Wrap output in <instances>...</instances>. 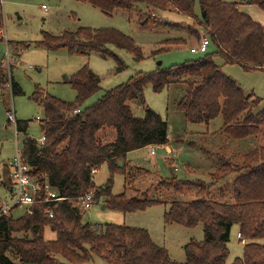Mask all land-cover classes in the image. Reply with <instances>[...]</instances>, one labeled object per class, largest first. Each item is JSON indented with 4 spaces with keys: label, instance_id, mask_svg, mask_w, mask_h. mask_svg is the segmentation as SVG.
<instances>
[{
    "label": "trees",
    "instance_id": "obj_1",
    "mask_svg": "<svg viewBox=\"0 0 264 264\" xmlns=\"http://www.w3.org/2000/svg\"><path fill=\"white\" fill-rule=\"evenodd\" d=\"M77 1L90 3L106 15L118 10L137 11L144 25L152 18L177 30L180 37L165 41L163 50L192 42L198 44L204 30L216 51L167 69L138 73L84 110L81 106L101 90L100 77L88 66L70 79L77 94L75 102H66L37 88L33 99L44 110L39 124L45 142L39 144L26 137L23 160L32 169V176L41 184L49 183L66 199L53 206L52 218L46 214L45 206L40 205L32 215L23 211L20 217L13 214L0 220V264H16L15 261L20 264H227L230 231L234 225L239 226V239L246 244L243 257L236 258L232 264H264V245L257 242L264 239V109L255 112L262 99L254 94L246 95L214 61L219 56L226 65H239L247 72H264V27L240 11L239 3L223 0H199L200 18L195 14V0ZM240 4L254 5L264 11V0H241ZM1 12L0 0V41ZM168 12L182 14L192 23L164 22L160 16ZM37 46L49 51L67 49L71 54L95 53L103 59H114L119 71L125 65L110 50L111 46L131 53L136 61L144 59L141 48L115 29L82 27L60 36L44 33ZM13 52L18 54V48L14 47ZM147 86L155 93L179 87L182 93L176 109L191 123L210 124L223 116L220 131L195 134L210 138V143L221 135L227 142L217 151L203 145L197 148L216 160L208 181L179 179L178 169L171 160V178L159 176L156 186L144 192L135 188L136 177L128 165L129 154L170 144L167 121L149 108L139 118L130 106L133 101L146 105ZM11 88L14 96L22 94L16 83ZM30 123L18 122L19 133L27 134ZM109 134H113L111 140ZM175 139L177 143L180 136ZM246 141L250 143L246 152L245 149L230 156L226 154L228 143ZM195 143L190 142V147L195 149ZM104 165L108 166L109 178L102 187L96 188L92 172L97 173ZM4 172L7 176L8 171ZM117 174L125 178V190L119 195L113 193ZM90 192L93 205L103 200L105 208L124 214L169 206L164 214L167 224L187 228L202 224L205 238L186 244V260L178 263L168 250L154 243L146 229L116 224L94 226L86 222L80 197ZM47 229L56 234L55 240L45 239Z\"/></svg>",
    "mask_w": 264,
    "mask_h": 264
},
{
    "label": "rangeland",
    "instance_id": "obj_2",
    "mask_svg": "<svg viewBox=\"0 0 264 264\" xmlns=\"http://www.w3.org/2000/svg\"><path fill=\"white\" fill-rule=\"evenodd\" d=\"M223 1L239 4L241 2V0ZM1 2L3 32L0 41V167L16 157L17 147L22 152L26 137L35 140L43 137L40 121L37 119L44 118V110L41 103L33 99L37 88L66 102H75L77 94L71 87L70 79L81 68L88 66L100 77L101 90L81 106L84 110L97 103L106 92L127 83L138 73L148 74L157 69H167L190 60L200 59L205 55L192 53V48L199 45L197 42L163 50L164 42L180 37V33L152 18L147 20L145 25L142 24L137 11L118 10L112 15H106L90 3L77 0H1ZM248 9L252 13L250 16L264 27V11L254 5L249 6ZM195 14L201 17L199 0H195ZM160 17L164 22L192 23L188 17L174 12L163 13ZM82 27L120 31L141 48L144 59L136 61L131 53L111 46L110 50L125 65V69L119 71L118 63L114 59H103L95 53L71 54L67 49L49 51L37 46L38 42L42 41L44 33L60 36L67 31L74 32ZM205 34L206 32L202 30L201 36ZM14 47L19 50L16 55L13 52ZM215 51L216 47L211 43L207 53L212 54ZM10 61L13 63L12 66ZM214 61L226 76L239 84L246 95L254 94L255 97L262 99V103L255 109L256 113L264 109V72H247L239 65H226L219 56H215ZM13 82L19 85L22 94L16 96L12 94ZM179 89L177 86H172L155 93L151 86H147L144 92L146 105L139 101L130 103L133 113L139 118L145 116L146 108L158 113L167 121L171 138L168 146L170 149L166 146H155L156 156L152 159L148 155V149L129 154L128 165L136 177L135 188L142 190L141 192L152 185L156 186L160 181L159 176L165 179L173 176L169 166L171 160L178 169L179 179L208 181L216 160L197 148L203 145L217 151L227 144L225 137L221 135L215 138L214 143H210V138L204 139L195 135L220 131L224 125L223 116H218L210 124L189 122L185 115L176 109V102L182 93ZM11 110L15 111L18 122L31 121L27 134L15 135L14 125H10L8 121V112ZM178 136L180 139L175 143V138ZM112 138L113 134H109L108 139ZM192 141L196 142L195 149L190 147ZM249 146V141L239 144L228 143L226 154L230 156L233 152H242L245 149L246 152ZM108 171V166L104 165L94 175L96 188L102 187L107 182ZM124 185V176L117 174L114 178L113 193L122 194L125 190ZM6 196V193L0 190V198ZM168 209L169 206L159 205L150 207L144 212L124 214L105 208L104 201L100 200L86 210L84 220L94 226L116 224L146 229L155 244L168 250L173 260L183 263L186 260L184 246L191 241H203L204 226L200 224L196 228H187L176 223L167 224L164 214ZM23 211L24 209H19L15 217L22 216ZM238 233L239 226L234 225L230 231L227 264H232L236 258L243 257L246 243L241 242ZM44 237L52 241L56 239V234L47 229ZM257 242L264 245V239ZM15 263L20 264L19 261Z\"/></svg>",
    "mask_w": 264,
    "mask_h": 264
},
{
    "label": "built area",
    "instance_id": "obj_3",
    "mask_svg": "<svg viewBox=\"0 0 264 264\" xmlns=\"http://www.w3.org/2000/svg\"><path fill=\"white\" fill-rule=\"evenodd\" d=\"M46 10V7H43ZM210 46L209 38L204 35L201 42L195 48H192V53H207V49ZM10 65L13 63L10 61ZM77 113L79 111H76ZM8 121L14 125L15 135L18 136V121L16 118L15 111L11 110L8 112ZM40 121V119H37ZM39 144H44L45 137L37 140ZM167 147V146H166ZM151 156H156V147L150 146ZM4 170L8 171L6 176ZM32 169L23 160L22 152L18 150L17 155L14 159L9 161L3 167H0V190L6 193L5 198H0V220L10 217L15 214L19 209H24L25 214L32 215L34 209L37 206L44 205L46 214L53 217V206L64 201L66 198L59 196L58 192L49 184H41L31 174ZM96 174L94 170L92 172ZM93 193H86L80 197L82 207L87 210L93 206ZM240 238V235L238 234Z\"/></svg>",
    "mask_w": 264,
    "mask_h": 264
},
{
    "label": "crops",
    "instance_id": "obj_4",
    "mask_svg": "<svg viewBox=\"0 0 264 264\" xmlns=\"http://www.w3.org/2000/svg\"><path fill=\"white\" fill-rule=\"evenodd\" d=\"M249 6H252V5H243V4H239V10L240 11H242V12H244V13H247V14H249V15H251L252 13H251V11H249V9H248V7ZM259 21V20H258ZM263 24V23H262ZM169 139H170V142H171V138H170V136H169ZM173 139V138H172ZM108 140V139H107ZM106 140V141H107ZM173 141V140H172ZM170 145V144H169ZM169 145H167V148H168V146ZM145 149H148V151H149V153H148V155H149V157H151V159H152V157L153 156H151V154H150V148L149 147H147V148H145ZM168 149H170V148H168ZM170 151V150H169ZM239 234V233H238Z\"/></svg>",
    "mask_w": 264,
    "mask_h": 264
},
{
    "label": "water",
    "instance_id": "obj_5",
    "mask_svg": "<svg viewBox=\"0 0 264 264\" xmlns=\"http://www.w3.org/2000/svg\"><path fill=\"white\" fill-rule=\"evenodd\" d=\"M119 164H120V166H122L123 162H122V161H120V162H119ZM83 223H85V222H83Z\"/></svg>",
    "mask_w": 264,
    "mask_h": 264
}]
</instances>
